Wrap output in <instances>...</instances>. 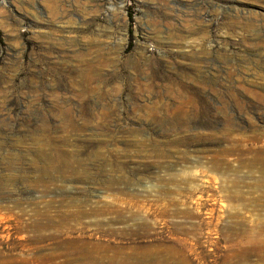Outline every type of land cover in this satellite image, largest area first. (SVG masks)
Listing matches in <instances>:
<instances>
[{
	"label": "rangeland",
	"instance_id": "obj_1",
	"mask_svg": "<svg viewBox=\"0 0 264 264\" xmlns=\"http://www.w3.org/2000/svg\"><path fill=\"white\" fill-rule=\"evenodd\" d=\"M0 264H264V0H0Z\"/></svg>",
	"mask_w": 264,
	"mask_h": 264
},
{
	"label": "bare ground",
	"instance_id": "obj_2",
	"mask_svg": "<svg viewBox=\"0 0 264 264\" xmlns=\"http://www.w3.org/2000/svg\"><path fill=\"white\" fill-rule=\"evenodd\" d=\"M59 1V0H58ZM197 55V54H196ZM190 58H192V56H189ZM192 60V59H191ZM204 71H205V69H204ZM207 71V70H206ZM235 73V72H234ZM201 74V73H200ZM229 74V73H228ZM204 75V74H203ZM236 76V75H235ZM227 77H229V76H227ZM236 78V77H235ZM209 87H210V85H209ZM210 90V89H209Z\"/></svg>",
	"mask_w": 264,
	"mask_h": 264
}]
</instances>
